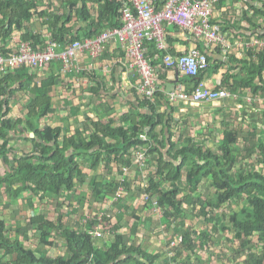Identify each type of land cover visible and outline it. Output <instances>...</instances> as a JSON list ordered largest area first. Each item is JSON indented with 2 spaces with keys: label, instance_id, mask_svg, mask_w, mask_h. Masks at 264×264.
Instances as JSON below:
<instances>
[{
  "label": "trees",
  "instance_id": "trees-1",
  "mask_svg": "<svg viewBox=\"0 0 264 264\" xmlns=\"http://www.w3.org/2000/svg\"><path fill=\"white\" fill-rule=\"evenodd\" d=\"M89 2L104 4V8L96 14V22L87 26L85 38H93L107 28L122 25L121 0H66L69 9L63 16H57L56 11L53 15V12L40 10V0H0V52L6 55L12 52L13 49L7 48V45L14 38V32L19 30H23L18 36L19 41H32L34 47L44 46L48 38L28 26L36 18H48L43 24L52 28V39L63 45L83 39L80 34L72 32V26H68V23L74 10L77 19L88 20ZM64 16L66 19L62 20ZM146 48L149 57L159 52L154 42L146 43ZM161 53L165 55V52ZM257 57L258 60L252 59L246 63L249 76L244 82L247 86H254L256 75L264 71V52ZM36 78L34 69L25 65L0 78V140H4L0 143V196L2 198L6 193L12 204L23 199V194L29 193L28 201L32 205L39 197V203L57 201L61 209L66 202L65 199L60 200L61 196L76 191L84 167L95 169L104 163L109 172L114 164H125L124 156L131 154L130 149L145 143L141 134H145L149 140V153L155 150L160 152L164 144L158 141L157 136L164 133V129L169 135H172L173 128L175 130V119L171 116L165 118L167 114L157 109V97L161 95L157 92L153 101L145 96L140 99V105L150 112L140 114L138 119L131 113H125L118 125L115 118L102 124L99 120L86 117L83 126L75 129V133H65L61 126L41 122L54 112L51 93L55 77L48 74L40 81H36ZM20 88L30 91L32 97L25 115L20 114L16 118L11 114L10 100ZM262 117L264 122V112ZM146 126L150 128L146 130ZM254 127L244 137L245 155L241 154V147L240 153L238 151L242 136L234 127L226 129L218 149L205 148L193 142L190 146L178 148L171 143L172 149L167 152L169 159L162 153L152 155L159 164L147 188L153 196L157 194L156 199L165 207L167 216L183 214L182 204L186 203L187 210L192 214L200 213L204 218L218 214V224L222 223L225 230L232 231L233 237L241 241L240 247L246 248L256 238L260 247L257 251L250 250L244 264H264V139L258 141V128L256 125ZM26 132H33L34 135H24ZM20 138L30 142V149L23 148L22 153H14L15 142ZM10 142L13 145H9ZM251 159H255L254 163L249 162ZM150 163H153L151 158ZM4 165L8 166L7 170ZM165 184L169 189L164 190ZM203 184L214 188L213 201L203 197L200 190ZM107 187L103 180L95 181L91 198H98ZM188 190V194L178 198ZM239 199H245L247 203L238 210H232L231 214L225 213L224 206ZM127 206L124 204L123 207ZM27 220L32 225L25 223V226L19 220L14 234H9V223L0 211V264H126L130 259L135 264H153L151 256L128 245L121 235L114 238L108 249L96 248L90 231L73 229L63 213H60L58 221L50 219L44 212ZM102 222L109 224L104 220ZM32 226L38 233L39 244L36 247L26 244ZM56 236L64 240L65 251L52 256L49 250L56 246ZM202 238V241H207L206 232H203ZM186 241L193 242L191 234L186 235Z\"/></svg>",
  "mask_w": 264,
  "mask_h": 264
},
{
  "label": "crops",
  "instance_id": "crops-1",
  "mask_svg": "<svg viewBox=\"0 0 264 264\" xmlns=\"http://www.w3.org/2000/svg\"><path fill=\"white\" fill-rule=\"evenodd\" d=\"M65 2L66 0H40V10L45 9L48 13L53 12V15L57 12V16H63L69 9ZM103 8L104 4L89 2L88 20L77 19L74 10L68 26H72L73 33L84 37L87 26L89 23L96 22V14ZM213 14L214 20L220 24V34L226 38L229 45L227 48L223 47L224 44L221 43H209L202 38L196 39L175 25L165 24L167 51L170 54L179 55L188 52L191 47L198 44L200 49L209 55L210 66L198 76H186L177 69L167 68L162 53L158 52L153 56L150 54L152 64L158 73L160 85L158 92L161 93V97H164H157L159 100L156 103L157 109L160 113L167 114L165 118L171 116L176 122L175 130L172 129V135H169L164 129V133L157 136L158 141L164 144L161 151L155 150L152 152L153 154L149 153V145L147 144L149 140L144 134L146 139H142V141L145 143L130 149L131 154L124 156L125 164L121 162H119L120 166L114 164L109 172L106 171V164L104 163H100L95 169L89 168V166L84 167L76 191L66 195L62 194L60 200L64 197L66 202L61 206V209L57 206V201L39 203L37 196H35L37 199L34 201L35 204L32 205L28 201L29 193L23 194V199L12 204L7 194L4 193L2 198L0 196V211H3L2 208H7L8 211H4V216L9 226L14 227L13 230L16 229L17 221H22L26 226L27 217L31 218L40 212L46 213L54 221H58L60 213H63L64 219L73 229L76 228L85 232L98 229L103 233L102 237L93 236L96 248L108 249L116 236L121 235L126 239L128 245H132L151 256L153 264H207L209 257L204 260L203 252L199 249L202 250V247H205L209 241L212 242L213 235L224 232L227 239H235L231 230H225L222 223L218 224V214L204 218L200 213H190L187 210V204L183 203V214L167 216L164 212L165 207L160 205L156 199L157 194L153 196L147 191L150 183L148 176L153 175V170H157L159 164L152 155L162 153L169 159L167 152L172 149L171 143L177 145L178 148L190 146L193 142L195 145H204L205 148L218 149L220 142L224 139L226 129L228 127L238 128L237 122L232 119L233 116H241V120L244 117L246 121V125L241 123L238 128L239 136L243 137L240 138L243 145L238 144L239 153L242 148L241 154L245 155L246 140L244 137L248 136V132L253 129L254 125L258 128V141L264 139L263 117L261 119L258 117L259 121L257 120V114H253L256 111L255 106L251 103L254 94H264V71L261 75H256L254 86H247L244 82L249 76L246 63L252 59L258 60L257 55L259 56L262 51L264 52V47L260 46L264 39V0H213ZM46 19L48 18L42 20L36 18L29 22L28 26L34 32H41L47 39L52 37V28L43 24ZM65 19L64 16L62 20ZM22 32L23 30L15 31L14 38L7 45V48L13 49L12 53L17 50L19 42L15 34L19 36ZM67 44L61 45L65 47ZM34 72L37 74L36 81H40L48 74L55 77V84L51 93L54 112L43 118L41 122L61 126L65 133H75V129L83 126L86 117L99 120L102 124H106L110 119L115 118V122L119 125L121 117L125 113H131L134 118L138 119L140 114L150 112L140 105L142 101L140 99H143V96L138 93L137 84L141 80V74L137 69L130 66L118 42L108 44L99 58H93L87 51H84L79 53L77 63L74 66H65L62 61L55 60L46 67L34 69ZM6 74L8 72L2 73L0 71V78ZM199 80L213 89L226 87L233 91L237 97L236 99L196 103L170 102L168 100V91L174 89L179 83L191 90ZM31 97L30 91L27 92L21 88L17 90L10 100L11 114L16 118L20 114L25 115L29 109ZM234 105L239 106V109L234 108ZM245 109L248 110L244 111ZM239 110L241 113L237 115L236 112ZM263 112L264 108L262 109V116ZM149 128L146 126V130ZM161 128L160 126L159 130ZM196 128H198L197 131ZM189 130L193 134L195 132L198 134L190 135ZM214 131L215 134H213ZM24 135L33 136L34 133L29 132L28 134L26 132ZM198 135L202 136L201 139L197 138ZM23 138L15 142L14 153H22L23 148H26L25 150L30 149V142ZM208 139L209 144L212 143L211 141L216 144L214 148L206 144ZM0 141L2 144L3 141ZM9 145H13V142H10ZM142 148L146 149L147 153L143 159L140 158ZM256 156L255 153L254 157ZM150 158L153 163L149 164ZM100 180H103V183L108 187L99 194L98 198L93 199L91 192L94 183ZM163 187L164 190L169 189L166 184ZM204 187L201 185L200 190ZM137 189H139V193L136 192ZM189 191H185L186 194ZM146 194L151 196L148 202L144 200ZM183 194L184 192L178 198H183ZM118 195L119 199H117ZM139 196L142 200L139 199ZM124 204L128 205L127 208L123 207ZM228 204L224 206V211L231 214L232 208ZM155 211L158 213L157 216H154L153 212ZM13 215L15 217H12L13 220H11L10 216ZM187 215L190 221H194L196 225L197 222L203 224L202 219L206 220L210 228V231L208 229L199 230L198 233L193 231L195 235L191 234L192 243L186 241L185 219ZM103 220L109 224L104 225ZM10 227H8V231H10ZM32 228L35 235L38 236L34 226ZM203 232L208 235L207 241H202ZM196 238L199 240L197 241ZM155 239L157 240L155 241ZM55 240L57 245L54 249L61 248L59 254H63L65 251L64 240L59 236H56ZM174 241L177 245L171 247ZM249 252L246 253L245 259L249 257ZM51 255L55 256L54 254ZM245 259L242 264L245 263ZM130 260L126 264H135L134 260ZM221 264L235 263L228 261Z\"/></svg>",
  "mask_w": 264,
  "mask_h": 264
},
{
  "label": "built area",
  "instance_id": "built-area-1",
  "mask_svg": "<svg viewBox=\"0 0 264 264\" xmlns=\"http://www.w3.org/2000/svg\"><path fill=\"white\" fill-rule=\"evenodd\" d=\"M121 2V26L107 28L93 38L76 40L65 47L52 37L47 39L44 46L38 47H34L30 41L21 40L15 52L9 55L0 52V71L7 73L23 65L40 69L55 60L62 61L65 66H74L80 52L87 51L93 58H99L108 44L118 42L130 66L141 74V80L137 84L138 93L153 101L160 85L157 69L147 54L146 43L154 42L160 53H166L163 60L167 68H175L187 76L196 77L210 66L209 57L198 44L191 47L188 52L170 54L167 51L165 24L176 25L196 39L221 43L225 48L229 46L226 38L220 34V24L214 20L213 0H121ZM260 46L264 47V39ZM167 95L170 102L183 103L237 97L226 87L213 89L201 80L191 90L179 83L168 91ZM140 136L143 140L146 139L144 134ZM146 154V149L142 148L140 158L143 159ZM150 198L151 196L146 194L145 202L150 201ZM90 233L95 237L103 236L98 229L91 230ZM176 245L174 241L171 247Z\"/></svg>",
  "mask_w": 264,
  "mask_h": 264
},
{
  "label": "rangeland",
  "instance_id": "rangeland-1",
  "mask_svg": "<svg viewBox=\"0 0 264 264\" xmlns=\"http://www.w3.org/2000/svg\"><path fill=\"white\" fill-rule=\"evenodd\" d=\"M16 36L15 37H18L17 34H15ZM252 104L255 106V112L253 113L254 115L257 114V120L259 121L258 117H262V109L264 108V94H261V95H253L252 96ZM230 103H232L230 101ZM233 105V103L231 104ZM234 108H238L239 109V106H233ZM248 109H245L244 111H247ZM243 111V112H244ZM241 113V111H237L236 114L239 115ZM232 119L234 120V122H237L236 125L237 127L239 128L241 125V123H244L246 125V121L244 120V117L242 118L241 120V116H233ZM251 122H253V120H251ZM248 124V122H247ZM215 125V124H213ZM251 126V125H250ZM198 130V128H196V131ZM189 134L192 135L193 133H191V131L189 130ZM198 133L195 132L193 135H197ZM213 134H215V131L213 132ZM202 136L198 135L197 138L201 139ZM207 140V138H206ZM4 141V140H2ZM209 142V139L208 141L206 142L207 145H210L211 147L214 148V146L216 145L213 141H211L212 143H208ZM242 141H240V145L242 144L241 143ZM254 160L255 159H251L250 160V163H254ZM4 169L7 170L8 169V166L7 165H4ZM148 178H150V176H148ZM181 183V181H180ZM137 184H139L137 182ZM205 185L204 188H202V194H203V197L208 201H213V196L215 194L214 192V189L211 187V186H208V184H203ZM139 189L136 190L137 193H139L138 191ZM184 194H186V192H184ZM183 194V195H184ZM141 196H139V199L142 200V198H140ZM64 199V197L62 198ZM247 203V200H242V199H239V200H232L229 202V207L232 208V210H238L242 207L243 204H246ZM2 214L5 215V212L4 211H8L7 208H2ZM154 213V216H157L158 213L157 211L153 212ZM189 214V213H188ZM12 217H15V215L13 216H10V218ZM28 218V217H27ZM13 220V218L11 219ZM186 234H192V235H195L193 231H195V233H198L199 230H203V229H208L210 231V228H209V225L206 221H204L202 219V221L204 222L203 224L201 222H197V225L195 224L194 221H190V218L189 216L187 215L186 217ZM28 224H31L32 223H29L27 222ZM15 226V225H14ZM10 227V226H9ZM14 227L11 226L10 227V231H8L9 234H14ZM222 229V228H221ZM29 231H32L30 233V236H29V239L26 240V244L28 246H38L39 244V239L38 237L35 235V232L33 231V228L31 227L29 229ZM191 231V232H189ZM197 236V235H196ZM157 239H155L156 241ZM196 240L198 241L199 239L196 238ZM212 242H208L207 245L205 247H202V250L201 248L199 249V251H202L203 252V258L204 260L206 258L209 257V259L207 260V264H221L223 262H228V261H231V262H234L235 264H242L245 257H246V253L248 251H257L260 247L259 244H257L256 242V238H254L251 242H249L248 246L246 247V249L243 247H240V244H241V241H236L235 239L233 240L232 239H227L225 237V234L224 232L220 233V234H216V235H213L212 237ZM199 244V242H198ZM57 245V243H56ZM61 248L59 249H50V253L51 254H59ZM260 251V250H259ZM240 255H239V254Z\"/></svg>",
  "mask_w": 264,
  "mask_h": 264
},
{
  "label": "clouds",
  "instance_id": "clouds-1",
  "mask_svg": "<svg viewBox=\"0 0 264 264\" xmlns=\"http://www.w3.org/2000/svg\"><path fill=\"white\" fill-rule=\"evenodd\" d=\"M160 53V52H159ZM164 53V52H163ZM166 54V53H165ZM163 58H164V56H163ZM171 69H175V68H171ZM179 71V70H178ZM180 73H182L181 71H179ZM183 74V73H182ZM185 75V74H184ZM187 76V75H186ZM156 171L157 170H155V173H154V170H153V174H156ZM151 175H152V173H151Z\"/></svg>",
  "mask_w": 264,
  "mask_h": 264
}]
</instances>
